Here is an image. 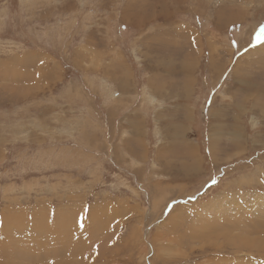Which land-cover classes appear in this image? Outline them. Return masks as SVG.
<instances>
[{"label":"rangeland","instance_id":"obj_1","mask_svg":"<svg viewBox=\"0 0 264 264\" xmlns=\"http://www.w3.org/2000/svg\"><path fill=\"white\" fill-rule=\"evenodd\" d=\"M2 230L10 264H264V0H0Z\"/></svg>","mask_w":264,"mask_h":264},{"label":"bare ground","instance_id":"obj_2","mask_svg":"<svg viewBox=\"0 0 264 264\" xmlns=\"http://www.w3.org/2000/svg\"><path fill=\"white\" fill-rule=\"evenodd\" d=\"M36 82V81H35ZM34 83V82H33ZM32 85V84H31ZM30 85V86H31ZM41 226V225H40ZM17 233V231H16ZM2 234H0V237H3V236H6V238L9 240V241H12V240H16V236H13L12 234H10L9 231H6V230H2ZM33 234V233H32ZM13 256V252L10 251L9 249H7L5 246H3L2 244L0 245V264H10L9 262V258ZM43 262L42 260H39L36 262V264H39ZM46 262H44L45 264ZM48 264V263H47Z\"/></svg>","mask_w":264,"mask_h":264}]
</instances>
